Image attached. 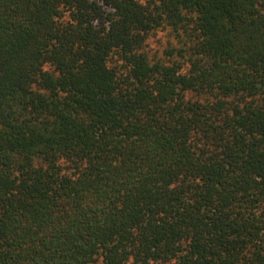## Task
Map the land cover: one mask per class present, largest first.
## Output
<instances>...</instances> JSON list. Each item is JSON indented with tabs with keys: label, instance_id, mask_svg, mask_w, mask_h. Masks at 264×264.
I'll return each instance as SVG.
<instances>
[{
	"label": "trees",
	"instance_id": "16d2710c",
	"mask_svg": "<svg viewBox=\"0 0 264 264\" xmlns=\"http://www.w3.org/2000/svg\"><path fill=\"white\" fill-rule=\"evenodd\" d=\"M0 264H264V0H0Z\"/></svg>",
	"mask_w": 264,
	"mask_h": 264
},
{
	"label": "rangeland",
	"instance_id": "374dc122",
	"mask_svg": "<svg viewBox=\"0 0 264 264\" xmlns=\"http://www.w3.org/2000/svg\"><path fill=\"white\" fill-rule=\"evenodd\" d=\"M173 32L170 29L160 32L157 37L151 39V49L159 56L164 54L165 46L169 40H173Z\"/></svg>",
	"mask_w": 264,
	"mask_h": 264
}]
</instances>
